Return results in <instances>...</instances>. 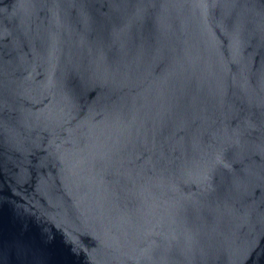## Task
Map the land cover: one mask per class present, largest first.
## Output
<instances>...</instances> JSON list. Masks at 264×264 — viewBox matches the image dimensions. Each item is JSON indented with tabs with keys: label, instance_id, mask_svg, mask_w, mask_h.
I'll use <instances>...</instances> for the list:
<instances>
[{
	"label": "water",
	"instance_id": "1",
	"mask_svg": "<svg viewBox=\"0 0 264 264\" xmlns=\"http://www.w3.org/2000/svg\"><path fill=\"white\" fill-rule=\"evenodd\" d=\"M0 264H264V0H0Z\"/></svg>",
	"mask_w": 264,
	"mask_h": 264
}]
</instances>
